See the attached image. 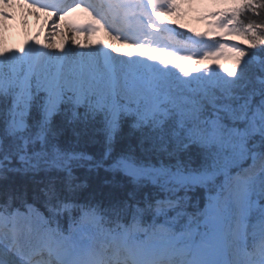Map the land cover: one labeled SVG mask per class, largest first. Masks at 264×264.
<instances>
[{"label":"rangeland","instance_id":"obj_1","mask_svg":"<svg viewBox=\"0 0 264 264\" xmlns=\"http://www.w3.org/2000/svg\"><path fill=\"white\" fill-rule=\"evenodd\" d=\"M138 2L141 3L142 1L139 0ZM176 3L177 14L169 12L168 6L156 9V16H153L155 12L148 10L147 14L150 16L148 19L152 20L154 24L155 20L153 19L156 18V21L161 25L159 27L161 29L166 28V30H169L167 25L176 24L190 34L204 32L212 38L222 36L225 41L220 43L210 41L208 45L203 46L200 50H193L197 55L192 56V50L184 48L181 52L171 47L166 49L149 48L147 44L137 39L130 42L133 53L130 56L125 55L124 60L119 61L118 55L121 53L119 47H117L119 51L115 50L113 53L111 48L115 47L112 41H109V43L104 35L101 38V42L98 45H94L95 50H80L82 47H78V50L75 47V49L72 48L67 51L57 44L54 46L53 43L52 47L50 46L51 51L40 57L36 56L30 37L33 35L35 28L43 29L51 17L48 14L38 16L34 13L24 14L23 12H17L13 17L14 8L8 5L10 13L5 10L7 7L3 8L0 5V23L4 25L0 28V58L2 61L24 63L37 77V81L43 88V92L40 93L46 98L48 97L49 89H53L54 85H56V81L57 89L55 90H58V92L54 97L58 99L60 92L63 90V94L69 93L71 98L69 100H72L74 92L85 87L82 86V82L90 83L95 91L105 95L108 92L107 87L110 80V89L113 90L114 87H118L126 103L136 97L143 106H147L145 100H150L153 93L166 91L168 83H164V77L161 74L162 68L167 65H179L186 76H188L186 85H189L191 80H193L194 83H190L189 88H200L203 90L204 102L201 107H216L209 112H205L200 121L194 120L185 125L188 129V138L200 141L204 145L206 144L205 148L213 154L211 168L215 176L220 173L229 174L232 168L246 162L249 158L254 160L257 154L254 153L250 156V144L255 137L264 139V92L258 96L257 101H253L252 90L248 93L246 92V88H250L254 81L256 84L264 86V68H261L260 72L252 75L251 78L249 77L247 80L244 78L250 75V70H246L247 64H249L248 59L258 65L264 62V57L257 53L246 55L245 51H243L240 52V57H236L239 60L230 61L231 46L227 45L226 40L231 42L233 47H237L241 40L239 37L229 34L227 30L229 23L224 19L225 11L218 9L225 3V0H176ZM31 9L27 4L16 5V11ZM173 18L176 21H173ZM52 22L54 26H61L60 22ZM153 29L155 30L156 28L150 30ZM108 37L113 39L110 33H108ZM243 43L248 47L250 46L248 42ZM162 44L165 43L162 42ZM106 58L109 59L108 63ZM240 60L245 61L241 66ZM53 62H58L56 64L57 78L49 81L47 70ZM162 64L165 65L161 66ZM153 66L161 67H159L160 72L153 74L150 81L146 70L153 68ZM239 66L241 70L238 69ZM112 68L116 70L113 75L107 70ZM242 69L244 73H242ZM192 76L201 82L198 81L199 83H197ZM101 100L108 102L110 105L106 96L101 98ZM98 103L100 106L104 105L102 102ZM150 103H154V101L151 100ZM21 107L22 110L17 111L16 117L11 124V129L16 132L24 131L27 127L28 110L25 105H21ZM153 111L154 108L151 105L149 113ZM225 112L230 115L231 122H237L236 126H230L225 121L222 117V113ZM54 116H48L46 113L45 121L50 120L52 123ZM51 123H44L41 132H48ZM23 159H29L30 164H33V168L44 166H47V168L63 167L69 161L66 156L49 152H43L33 158L26 157ZM125 164L131 166L127 169L131 174L135 173L141 177L159 175L157 183L162 184L166 190L171 192L178 191L182 186L173 181V178L184 176L181 171H176L175 173L164 171L163 174L146 173L137 171V168L133 169V165L126 161ZM171 196L172 194L162 204L171 205L173 203ZM250 197L252 200H259L256 194L246 193L245 190H231L229 194L225 193V195L221 190L217 194L207 197L206 209L197 218V221L183 226L176 233L167 234L163 231H158L147 238L137 236L139 229L136 226L131 228L116 227L113 230L105 228L101 224L100 217L94 211L84 212L81 222L70 228L68 236L59 234L47 226L45 219L43 220L31 207L9 216L0 213V217L4 216L9 221L7 223V220L4 219L0 223V228L6 230L4 226L9 224V229H11V222L13 225L14 220H20L26 225H36L40 232L51 238L52 241H48L51 248H53V241L58 239L66 241V239L70 238L71 244L75 246L81 245L79 240H89L94 246L97 245L103 254L111 253L112 251L119 253L120 244L126 238L132 249L139 256H143L148 260L152 259L156 253L182 258L191 255V264L197 263L198 255L205 251L208 241L212 240L217 241L219 252L213 259L208 261L209 264L215 263V261H219L222 264H261L264 243L260 250L255 253V256L246 249V244L242 238L240 223L242 218L250 213ZM231 205L239 211L238 226L235 230L234 228L228 229V214H230L228 208L230 209ZM261 213L264 214V209ZM91 221L93 222L87 224ZM101 227L105 229L102 231ZM255 229L260 230L261 225L257 224ZM233 230L234 232H232ZM11 232H13L12 229ZM75 232L80 233L78 239L73 236ZM140 233L143 234L144 231ZM2 240L3 238H0V246L3 245ZM237 240H241L242 245L235 248L232 242ZM68 251L69 245L66 247L64 255ZM226 252H229L228 260L223 259V254ZM13 257H15L13 253L8 252L4 247H0V264H10L9 262L13 261ZM82 259L94 261L90 255H83ZM12 263L16 264L15 261Z\"/></svg>","mask_w":264,"mask_h":264},{"label":"trees","instance_id":"obj_2","mask_svg":"<svg viewBox=\"0 0 264 264\" xmlns=\"http://www.w3.org/2000/svg\"><path fill=\"white\" fill-rule=\"evenodd\" d=\"M238 11L234 14L236 31H244L240 33L241 37L250 44L249 47L244 43L242 44L245 54L257 53L264 57V0H241ZM248 61L249 64H247L246 70H250V75L244 77L246 80L257 74V72L259 73L261 68H264V62L255 65L249 59ZM239 63L241 66L245 61H239ZM240 66L238 69L241 70ZM242 73H244L243 69ZM14 83L16 82L10 81L4 84L8 86H0V105L4 106L3 111L0 112V139L3 144L2 151L6 153L14 152L12 150L15 147L13 136L5 131L11 118L16 96L22 91V77L20 76L17 87ZM36 85L34 81L32 82V88H30L34 95L28 117V127L31 130L28 139L30 147L38 145L37 143L34 144L36 140L40 139L37 132L44 127L45 123L43 119L45 111L43 108L38 109L35 107L37 98L45 99V96L39 93ZM251 85L250 88H246V92L252 90L251 96L254 100H257L258 96L264 92V86L256 84L255 81ZM2 87L9 88L4 89ZM82 95L83 93L78 94V96ZM197 98L200 105H203L201 95H198ZM77 104L81 106L79 109L81 114L88 112L91 116L95 113L96 118L99 119L100 113H105L90 99L86 98L77 102L65 99L56 108V114L48 132H46V143L50 146L52 144L58 146L59 144L68 153L82 152L85 155L93 156V159L90 161L85 159L84 164L70 168V172L65 170L61 173L41 171L39 173L22 174L8 169L3 173L4 175L0 176V198L4 202L10 200L34 203H40L41 201L42 203L48 199L54 202H76L95 207L103 215L110 218L138 216L150 222L158 221L153 217L152 211L156 207V201L163 197V193L158 190V187L144 180H136L122 169H111V163L117 158L123 157L136 165L164 166L165 168H177L179 166L185 170L194 171H201L208 167L209 153L203 145L189 143L186 140L185 134L181 130H177L175 116L167 119L157 115L151 120L141 121L132 114L118 118L115 131L112 132L110 129V133L114 135L111 144L112 152L105 158L106 144L104 139L102 136L96 135L97 142L92 143L91 126L88 135L82 136L80 143L76 144L72 127L75 125L78 129L83 130L82 115L79 119L72 120L71 113ZM203 109L208 112L211 108L205 106ZM227 114H223V116L229 119ZM69 120H72L71 124L68 123ZM133 125H139V127L134 128ZM53 133L56 135H53ZM160 135L164 136V140L157 139ZM141 138H146L143 145L144 149L148 148L150 139H156L157 147L167 141L169 152L173 151L177 142L181 144V149L175 151L171 156L165 152H156L155 150L148 153L141 150L139 143ZM184 144H187V148H183ZM260 145H262L263 151L256 166H258L257 173L261 177L263 187L264 143L260 142ZM17 146H20V141ZM223 184V179L220 178L214 183H208L205 190L198 188L187 194L182 193L183 198L178 206L186 207L188 214L195 217V213L204 207L206 193L215 192Z\"/></svg>","mask_w":264,"mask_h":264},{"label":"snow or ice","instance_id":"obj_3","mask_svg":"<svg viewBox=\"0 0 264 264\" xmlns=\"http://www.w3.org/2000/svg\"><path fill=\"white\" fill-rule=\"evenodd\" d=\"M60 103L61 102L57 98L53 97L52 95H49L46 99L37 98V101L35 102V107L38 109L43 108V110L48 114V116H52V115L56 114L55 109L57 108V106ZM31 106L32 105L30 104V107ZM80 107L81 106L79 104L75 105L73 110H72V113H71L72 120L79 119L81 117V115L83 116V130L78 129L75 125L72 127V133L76 139V144L80 143L82 136L88 135L89 127L91 126V131L93 133V137L91 139V142L92 143L97 142L95 139L96 135L102 136L104 139V142L106 144V151L104 153V157L107 158L110 155V153L112 152L111 144H112L113 139H114V135L110 133V129L112 132L115 131V128L117 127L116 122L112 118H110L106 113H100L99 119L96 118L95 113H93L91 116H89L88 112H84L83 114H81L79 111ZM3 109H4V106L0 105V112H2ZM72 120H69L68 123L71 124ZM45 123H51V121L47 120V121H45ZM133 127L138 128L139 125H133ZM53 135H56V134L53 133ZM157 139L164 140V136L160 135ZM145 141H146V138H141L139 143L141 145V150L147 151L148 153H151L155 150L156 152H165L169 156H171L174 154L175 151L181 149V144L179 142H177L173 151L169 152L168 142L165 141L161 146L157 147L156 139H150L148 148L144 149L143 145L145 144ZM183 148H187V144H184ZM53 150L54 151L57 150L55 148V146L53 147ZM37 155H40V154L37 153ZM68 155L71 156L72 153H69ZM76 155L82 156L84 159H87L89 161L93 159V156L85 155L82 152L76 153ZM161 163H162V161H161ZM121 166H123L125 168L126 173H127V169L129 167H131L130 165L125 164L123 157H119L111 163L110 168L116 169V168L121 167ZM137 171H144L146 173L163 174L164 169L163 168H160V169L147 168V169L137 170ZM69 172H70V168H69ZM133 174H135V173H133ZM143 178L146 180L151 179L152 183L155 184L159 180V175H154V176H147L146 175Z\"/></svg>","mask_w":264,"mask_h":264},{"label":"bare ground","instance_id":"obj_4","mask_svg":"<svg viewBox=\"0 0 264 264\" xmlns=\"http://www.w3.org/2000/svg\"><path fill=\"white\" fill-rule=\"evenodd\" d=\"M1 3L3 2H0V4ZM8 5L15 9V11H13V17L17 12H23L24 14L36 13L37 15H39L36 11H31V10L16 11L17 3L15 2H12L10 4H5V6L9 8V9L6 8L5 10H7V12H10V13L11 11ZM137 10H138V7H137ZM87 20H88V15L83 11L81 7H77L68 15V18L64 20L62 26L57 27V26H54L52 23H47L44 26V28L41 30H39L38 27L35 28V30L33 31V35L30 37V41L33 43L36 56L41 57L49 53L51 51L50 46L52 47L53 43H54V46L57 44L63 47L64 50H67V51L71 50L72 48L75 49V47H77V49L78 47H82V46L88 47V44H90L89 47L93 49L94 47L91 45V44H94L92 39L95 36L101 35V34L89 33L88 29H86L83 34H80L79 32L75 30V26L77 24H82V23L84 24L86 23ZM103 34L107 35L106 32H104ZM118 60L119 61L124 60V54L122 52L118 55ZM13 226L15 227L17 234H19V236H21L23 239V241H20L21 244H24L27 241L34 243V242H37V240L39 239V234L38 232H36V230H33L30 233L26 231L28 227H22L21 225L18 224V221H14ZM58 245L59 247L57 248L62 250L63 243L59 242ZM19 253H21V255L19 254L17 255L20 257V259L16 258V261H18L19 264H26V261H24V258L26 257L23 256L25 252L20 250Z\"/></svg>","mask_w":264,"mask_h":264}]
</instances>
